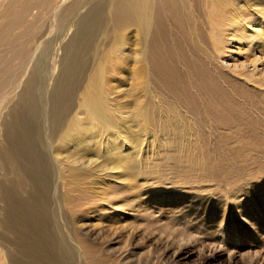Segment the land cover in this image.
Masks as SVG:
<instances>
[{"label":"bare ground","instance_id":"1","mask_svg":"<svg viewBox=\"0 0 264 264\" xmlns=\"http://www.w3.org/2000/svg\"><path fill=\"white\" fill-rule=\"evenodd\" d=\"M247 1L75 0L59 30L69 0H0V264H117L87 246L88 216L71 213L73 245L58 235L67 200L53 198L52 178L90 188L105 177L126 197L141 176L234 206L264 182V0ZM58 39L62 60L72 55L51 90L55 65L42 75L38 64ZM132 91L135 112L120 103ZM109 206L92 207L102 224L117 216ZM178 210L170 224L185 232Z\"/></svg>","mask_w":264,"mask_h":264},{"label":"rangeland","instance_id":"2","mask_svg":"<svg viewBox=\"0 0 264 264\" xmlns=\"http://www.w3.org/2000/svg\"><path fill=\"white\" fill-rule=\"evenodd\" d=\"M73 1L75 0H69L70 3L64 6L54 22L55 27H58V24L61 23L59 30L62 25H65L66 19H70L74 15L69 10ZM245 1L246 5H252L251 1ZM240 2L243 3L244 1ZM61 45L62 43L58 39L55 40L51 47L45 46V54L40 64H38L43 75L47 72L49 73L52 69V63H54V73H51V79L54 80V84H52L51 90L72 55L68 52L62 60L59 51ZM238 62L241 63L240 59ZM58 82L59 80H57ZM126 88H122L121 91ZM257 89L261 91V88ZM20 93L21 88L17 92L13 103L9 106V111L17 103ZM122 94L123 92L121 95L119 94V99ZM162 95L160 96L163 101L166 98V100L170 101L171 98ZM136 97L137 95L135 96L132 91L131 97L122 99L120 103H133L129 110L135 112V105H142ZM109 99H113V97L111 96ZM239 102L245 109L249 108L241 100L237 101V103ZM258 102L261 103L262 100L258 98ZM177 111L180 116L181 114L183 115V109L179 108ZM6 114L7 112H5ZM8 114L4 116L3 122H9ZM184 119L187 121L186 117ZM146 149L149 154L154 152L151 146ZM125 153L126 151L123 154ZM160 156L162 155L160 154ZM148 157L146 156L145 159ZM96 160L93 158L95 164H100V161ZM149 163L150 160L145 163L147 166L144 165L142 168L149 170L151 168ZM92 166V173H94L95 165L93 164ZM82 174L84 173L82 172ZM82 176L84 175L80 177ZM91 178V181H95V184L90 188L83 185H80V187L76 186L70 181L65 183L63 188L57 183V180L51 179L52 190H54V195L52 194V196L56 202L61 197H65L67 200L66 205H60L59 212L57 211L58 235L67 237V241L72 245L73 242L69 238V228L72 223L70 221H73L74 218H72L71 213H77L80 216H88L86 222H80L78 225L82 228L86 244L92 247L94 255L108 261H114L117 264L120 261V264H264V182L257 183L252 187V190L247 189L246 194L238 195L235 207L233 203L229 202L230 199L222 196L199 200L197 192L189 188H166L162 184H157L154 179L143 181L144 179L142 180L143 177L141 176L136 178L137 181H134L136 186L138 184V187L135 188V193L124 197L125 193H127L125 186L119 185L117 182H111L105 177L96 179L91 176ZM30 186H25L24 195L26 197L29 196ZM57 189H60V192ZM105 191L107 192L105 193ZM109 203L112 206L111 209L116 211L115 215L117 216L106 222V224H102L101 217L96 216L95 212L97 211L94 209L107 205L110 207ZM180 204L185 210L182 215L185 216L187 219L186 223L189 225L185 232H182L184 227L183 220H179L174 225L170 224L177 218V214L181 212L179 210L176 212ZM247 213L255 214L251 215L252 217L250 216L249 218L251 219H249L245 216ZM192 214H194V217H192ZM199 220L201 221L199 222ZM146 224L147 226H145ZM0 229L2 228L0 227ZM10 237L12 235H8L5 238L7 240ZM184 239H190L192 242L189 240V247L183 249ZM4 246H7V244L4 243L1 247L4 249ZM175 247L176 249L178 247L177 251ZM11 248L14 247L12 246ZM183 251H186L185 256H176L175 252L181 253ZM211 253L215 255L213 258H210ZM79 261V264H81V259Z\"/></svg>","mask_w":264,"mask_h":264}]
</instances>
